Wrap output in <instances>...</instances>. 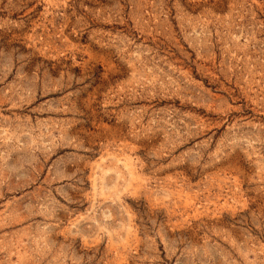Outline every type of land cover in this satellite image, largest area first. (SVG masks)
<instances>
[{
	"label": "rangeland",
	"instance_id": "1",
	"mask_svg": "<svg viewBox=\"0 0 264 264\" xmlns=\"http://www.w3.org/2000/svg\"><path fill=\"white\" fill-rule=\"evenodd\" d=\"M0 264H264V0H0Z\"/></svg>",
	"mask_w": 264,
	"mask_h": 264
}]
</instances>
